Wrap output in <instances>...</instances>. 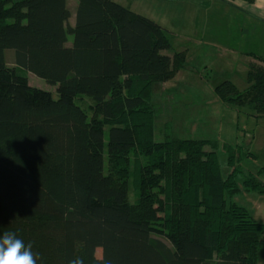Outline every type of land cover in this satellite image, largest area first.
Here are the masks:
<instances>
[{
  "label": "trees",
  "instance_id": "trees-1",
  "mask_svg": "<svg viewBox=\"0 0 264 264\" xmlns=\"http://www.w3.org/2000/svg\"><path fill=\"white\" fill-rule=\"evenodd\" d=\"M70 16L66 0H0V233L32 243L38 264H258L264 224L233 200L241 188L264 194L241 167L249 147L222 145L223 178L215 141L155 140L152 84L184 66L183 53H164L168 31L110 0H77ZM256 58L243 87H217L224 106L255 118Z\"/></svg>",
  "mask_w": 264,
  "mask_h": 264
},
{
  "label": "rangeland",
  "instance_id": "rangeland-1",
  "mask_svg": "<svg viewBox=\"0 0 264 264\" xmlns=\"http://www.w3.org/2000/svg\"><path fill=\"white\" fill-rule=\"evenodd\" d=\"M66 1L74 24L77 0ZM110 1L160 24L170 41L164 53L170 57L184 55V66L172 79L152 84L155 140H164L166 131H171L180 138L215 141L223 178L230 169L222 145H247L255 157L244 160L241 167L245 172L259 173L264 183V113L256 118L237 114L234 107L222 104L217 92L226 81L238 87L245 85L249 65L260 62L256 54L264 57V25L250 17L243 21L239 8L222 0ZM28 78L32 87L55 93V87L44 80L32 74ZM235 179L241 188L243 176L237 174ZM233 200L264 224V194L241 188ZM96 256H101L100 250ZM257 262L264 264V252Z\"/></svg>",
  "mask_w": 264,
  "mask_h": 264
},
{
  "label": "clouds",
  "instance_id": "clouds-1",
  "mask_svg": "<svg viewBox=\"0 0 264 264\" xmlns=\"http://www.w3.org/2000/svg\"><path fill=\"white\" fill-rule=\"evenodd\" d=\"M32 249V243L26 244L16 232L0 233V264H38L40 254L34 253ZM68 264H85V260L76 256Z\"/></svg>",
  "mask_w": 264,
  "mask_h": 264
},
{
  "label": "crops",
  "instance_id": "crops-1",
  "mask_svg": "<svg viewBox=\"0 0 264 264\" xmlns=\"http://www.w3.org/2000/svg\"><path fill=\"white\" fill-rule=\"evenodd\" d=\"M222 1H224V0H222ZM233 3L236 5L235 7L239 8L238 10H239V13L241 15V19H243V21L248 20V17H250L251 21L258 22V23H260V25H264V0H253L252 4H248V5L244 1H241V0H237ZM119 6H121L122 8H127V7H124L122 5H119ZM111 7L112 6H110V8ZM254 31H255V33H257V30H254ZM259 33H262V32H259ZM242 36H244V35H242ZM251 54H254V53H251ZM256 55L258 56V54H256ZM262 58H264V57L262 56Z\"/></svg>",
  "mask_w": 264,
  "mask_h": 264
}]
</instances>
